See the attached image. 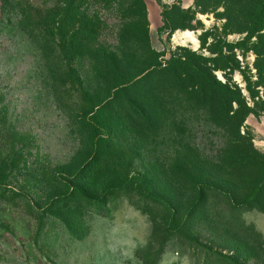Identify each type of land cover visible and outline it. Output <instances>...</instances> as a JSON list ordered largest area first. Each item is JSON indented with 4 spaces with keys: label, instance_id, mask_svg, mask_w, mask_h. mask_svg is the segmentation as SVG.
Listing matches in <instances>:
<instances>
[{
    "label": "rangeland",
    "instance_id": "obj_1",
    "mask_svg": "<svg viewBox=\"0 0 264 264\" xmlns=\"http://www.w3.org/2000/svg\"><path fill=\"white\" fill-rule=\"evenodd\" d=\"M143 2L156 67L193 64L153 90L114 4L119 81L61 52L62 0H0V264H264V0Z\"/></svg>",
    "mask_w": 264,
    "mask_h": 264
},
{
    "label": "trees",
    "instance_id": "obj_2",
    "mask_svg": "<svg viewBox=\"0 0 264 264\" xmlns=\"http://www.w3.org/2000/svg\"><path fill=\"white\" fill-rule=\"evenodd\" d=\"M89 2L108 8L109 4H114L117 13L131 19L129 23L130 29L123 25L120 26L118 33V38L122 42L128 34L127 30H130L138 46L137 50L140 52V62L136 63L137 65L134 67L140 69V72L131 78L130 81L136 80V83H132L130 88L141 84L142 89L148 88L149 90H153L163 81L162 76L164 72L172 71L174 73V69L176 68H189L193 66L187 59L184 62L179 61L175 66L170 67L169 65L167 69L166 67L164 69L156 67L155 61L159 55L149 46L148 25L143 0H62L64 13L60 24L62 29L65 27L66 29L63 31L59 29L61 32H58L56 36L58 37L59 48L65 55L80 52L84 48L85 43L91 39L96 41L95 46L92 47L95 68L112 73L116 81H119L117 79L121 77L119 70L122 68L125 55L121 49L116 48L110 43H98V39L101 36L100 26L103 23H101V18L95 12H93L91 18L89 17L87 8L90 4ZM251 16L253 18L254 14H251ZM183 17L179 11H175V13L171 14L170 20L166 19V22L172 28L185 31L188 28L179 22ZM126 67L128 69L129 66Z\"/></svg>",
    "mask_w": 264,
    "mask_h": 264
},
{
    "label": "bare ground",
    "instance_id": "obj_3",
    "mask_svg": "<svg viewBox=\"0 0 264 264\" xmlns=\"http://www.w3.org/2000/svg\"><path fill=\"white\" fill-rule=\"evenodd\" d=\"M190 37H191V33H190L189 31H183V32L181 33L180 36H179V35H176V36L174 37V39H180V38H182V39H185V40H187V41L190 42V39H189ZM191 41H192V40H191ZM192 43L195 44L194 41H192Z\"/></svg>",
    "mask_w": 264,
    "mask_h": 264
}]
</instances>
